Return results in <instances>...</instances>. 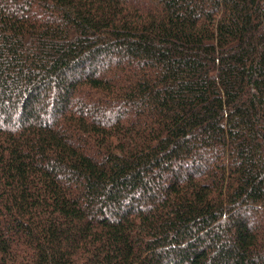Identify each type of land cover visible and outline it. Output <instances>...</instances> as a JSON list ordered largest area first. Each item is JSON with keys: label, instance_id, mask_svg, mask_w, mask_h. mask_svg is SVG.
<instances>
[{"label": "trees", "instance_id": "16d2710c", "mask_svg": "<svg viewBox=\"0 0 264 264\" xmlns=\"http://www.w3.org/2000/svg\"><path fill=\"white\" fill-rule=\"evenodd\" d=\"M0 264H264V0H0Z\"/></svg>", "mask_w": 264, "mask_h": 264}]
</instances>
